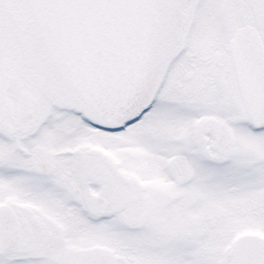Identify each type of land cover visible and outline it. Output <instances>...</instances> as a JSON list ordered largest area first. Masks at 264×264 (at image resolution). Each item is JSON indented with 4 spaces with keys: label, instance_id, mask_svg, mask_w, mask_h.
Segmentation results:
<instances>
[{
    "label": "snow or ice",
    "instance_id": "6c2138e0",
    "mask_svg": "<svg viewBox=\"0 0 264 264\" xmlns=\"http://www.w3.org/2000/svg\"><path fill=\"white\" fill-rule=\"evenodd\" d=\"M0 264H264V0H0Z\"/></svg>",
    "mask_w": 264,
    "mask_h": 264
}]
</instances>
